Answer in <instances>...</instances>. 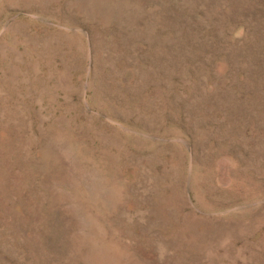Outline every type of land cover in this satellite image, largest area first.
Instances as JSON below:
<instances>
[{"label": "rangeland", "instance_id": "obj_1", "mask_svg": "<svg viewBox=\"0 0 264 264\" xmlns=\"http://www.w3.org/2000/svg\"><path fill=\"white\" fill-rule=\"evenodd\" d=\"M0 264H264V0H0Z\"/></svg>", "mask_w": 264, "mask_h": 264}]
</instances>
